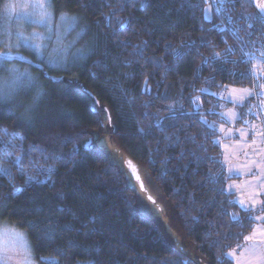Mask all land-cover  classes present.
<instances>
[{
    "label": "trees",
    "instance_id": "16d2710c",
    "mask_svg": "<svg viewBox=\"0 0 264 264\" xmlns=\"http://www.w3.org/2000/svg\"><path fill=\"white\" fill-rule=\"evenodd\" d=\"M213 1L54 0L56 14L79 19L71 68H40L33 52L12 50L0 68V223L26 232L38 261L233 264L226 254L245 245L259 211L227 191L238 177L214 125L232 104L216 94L254 86L248 57L264 51V23L252 0ZM14 65L37 83L2 85ZM41 89L33 123L19 120ZM252 101L243 113L251 135L264 136ZM105 118L160 191L164 221L99 144Z\"/></svg>",
    "mask_w": 264,
    "mask_h": 264
},
{
    "label": "rangeland",
    "instance_id": "374dc122",
    "mask_svg": "<svg viewBox=\"0 0 264 264\" xmlns=\"http://www.w3.org/2000/svg\"><path fill=\"white\" fill-rule=\"evenodd\" d=\"M25 2L26 0H7L5 5L10 3L14 4L16 5V12H21L22 9L20 5ZM5 5L3 6L2 16L0 17V32L5 40L10 32L12 36V44L15 45V34L18 29L24 31L25 35L35 31H44L41 26H31L27 23L22 25L18 24L17 16L15 14L9 15L5 11ZM27 11L31 12L32 9L28 8ZM207 11L209 16V7H207ZM68 15L73 16L70 14ZM58 20L59 14L57 13V22ZM78 23L79 19L76 17L75 26H61L58 30L59 39L57 38L56 31L53 32L51 40L47 44V51L40 59L43 61H39L42 62L46 68H71L74 62V57L78 56L76 53L74 54L75 49L73 48L74 44H78L80 41V36L77 31ZM53 27L54 29L56 28L55 23ZM18 49L25 48L20 47ZM0 50L5 51L6 49L2 47ZM12 50L17 51V48L13 47ZM25 50L31 51L28 49ZM260 54L261 52L254 55L253 57H256L257 59H252L251 61L254 86L244 88L228 86L220 93L216 94L223 101L232 104V106L223 112L225 122L214 125L215 129L220 134V143L228 175L230 177H238V180L234 179L228 184L227 191L236 195L239 205L240 201H244L249 209L258 211L261 208H264V187H262V185H264V175H262V172H264V136L253 137L251 135L249 129V117L246 118L245 113H243L244 110L242 109L248 104L251 105V101L253 100V107L250 106L247 113L251 112L252 114H256L257 107L255 109V106H259L261 109L259 116L263 119L264 123V107L261 106L262 102H264V98H258L256 95H252L241 101L238 94L234 93L232 90H242L247 88L253 92L261 91L257 84L264 83V56H261ZM34 55L37 58L35 53ZM49 56H54L55 60L58 62V66L47 63ZM12 57L14 60L15 57ZM13 68L19 70L18 65H14ZM12 84V80H4L2 82V85H6L5 87L7 88H14ZM105 120V138L99 139V144L110 153L113 161L125 171L130 185L136 190L139 196L141 205L150 215L158 217L161 221H164L166 216L168 218V214L165 212V202L160 191L145 170L128 159L109 137L112 132L111 124L109 119L105 118ZM254 124H256V122ZM137 176L140 177L139 180L137 179ZM141 184H143V187H141ZM149 197H151V199H149ZM254 201H256L255 207H253ZM260 214L262 213L259 211L257 215ZM261 226H264V220H256L255 229ZM13 229H17L18 231H14ZM19 233H23L24 235ZM253 242L254 241H246L241 249L235 250L236 255L241 257L244 256V248L251 246ZM30 249L33 248L26 232L9 223H0V255L4 256L3 259H0V264H15V253L26 252ZM8 257L13 258L8 259ZM34 258V264H46L47 262V260H44L45 263L38 261L35 255ZM231 260L233 261V264H236L235 259Z\"/></svg>",
    "mask_w": 264,
    "mask_h": 264
},
{
    "label": "snow or ice",
    "instance_id": "6c2138e0",
    "mask_svg": "<svg viewBox=\"0 0 264 264\" xmlns=\"http://www.w3.org/2000/svg\"><path fill=\"white\" fill-rule=\"evenodd\" d=\"M22 11L16 12V5L14 4H6L5 5V11L9 14H15L17 16V23L18 24H24L27 23L31 26H41L43 27L44 31H35L30 34L25 35L24 31L17 30L15 34V40L16 44H12V36L11 33H8V37L4 41H0V47H4L5 51H0V68H5L6 65L13 59L11 53L13 47L20 48L24 47L25 49L33 51L37 59L40 60L45 52L47 51V44L51 40V36L54 31L57 33V38L59 39V28L63 25L68 26H75L76 23V17L75 16H69L67 12L61 11L59 13V20L57 22V14L55 10V4L54 0H26V2L22 5H20ZM257 7L260 9L261 15V23H264V0H260V2L257 3ZM31 8L32 11L28 12L27 9ZM56 25V28L54 29L53 25ZM19 55V53H18ZM261 56H264V52H261ZM21 60L27 59L24 56H20ZM249 60L257 59L256 57L249 56ZM48 64H52L55 66H58V62L55 60L54 56H49L47 60ZM40 68L44 67L43 63L39 64ZM11 72L14 73L12 80L13 83L17 81H26L29 83V85H34L37 83L36 78L33 77L32 73L27 71V69L24 72H19L16 68H12ZM52 79H56L53 77ZM257 86L259 89H261L260 92H253L250 89H242V90H236L233 89L232 91L234 93H237L239 96V99L243 101L246 97L256 95L258 98H264V83H258ZM3 90L0 89V93H2ZM7 95V93H3ZM43 94V89H41L40 92L37 93V95L33 98L32 105L25 108L23 113L18 117L19 120L27 123L32 124L34 121V114H33V107L35 104L39 101L40 96ZM262 107H264V102H262ZM142 131V130H141ZM5 134L7 133V130H4ZM4 170H0V173H3ZM49 171H51L49 169ZM262 175H264V172H262ZM31 179V178H30ZM137 179L139 180L140 177L137 176ZM141 187H143V184H141ZM264 187V185H262ZM151 199V197H149ZM251 199V197H250ZM256 201L253 202V207H255ZM240 206L246 211H250L244 201H240ZM262 214L251 216L249 217V222L255 220H264V208H261L259 210ZM234 221L238 224L240 227H244V222L238 217H233ZM30 224L33 222H29ZM14 231H18L17 229H13ZM21 235H24L23 233H19ZM238 239V237H237ZM246 241H254L251 246L244 248V256H237L235 250H232L228 252L226 255L229 259H235L236 264H264V226L258 227L253 231L252 234L245 237ZM4 256L0 255V259H3ZM13 257H8V259H12ZM15 264H34V249H30L26 252H17L15 253ZM43 259V258H41Z\"/></svg>",
    "mask_w": 264,
    "mask_h": 264
},
{
    "label": "water",
    "instance_id": "95a60500",
    "mask_svg": "<svg viewBox=\"0 0 264 264\" xmlns=\"http://www.w3.org/2000/svg\"><path fill=\"white\" fill-rule=\"evenodd\" d=\"M252 2H253V4H254L256 10L258 11V13H259L260 15H262V14L260 13V9L257 7V3L260 2V0H252Z\"/></svg>",
    "mask_w": 264,
    "mask_h": 264
},
{
    "label": "built area",
    "instance_id": "2783aa9c",
    "mask_svg": "<svg viewBox=\"0 0 264 264\" xmlns=\"http://www.w3.org/2000/svg\"><path fill=\"white\" fill-rule=\"evenodd\" d=\"M253 130H255L254 132L258 134V133H262L264 128H253Z\"/></svg>",
    "mask_w": 264,
    "mask_h": 264
}]
</instances>
